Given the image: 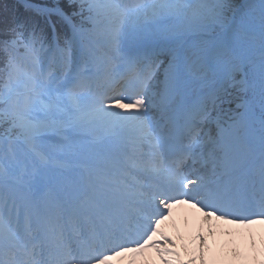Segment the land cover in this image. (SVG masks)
Returning <instances> with one entry per match:
<instances>
[{
	"label": "snow or ice",
	"instance_id": "snow-or-ice-1",
	"mask_svg": "<svg viewBox=\"0 0 264 264\" xmlns=\"http://www.w3.org/2000/svg\"><path fill=\"white\" fill-rule=\"evenodd\" d=\"M25 6L29 20L0 27V264H109L127 252H160L154 238L173 204L188 202L235 222L264 219V0L239 6L236 0H25ZM257 17L261 50L253 80L251 65L227 43L190 44L217 29L238 31ZM189 54L200 72L227 65L230 79L239 73L241 90L258 89V135L219 120L214 133L205 131L230 101L226 89L190 97ZM162 55L168 67L158 85ZM101 128L125 137L112 170L99 187L90 180L79 202L53 209L37 195L52 163L44 145L52 137L95 136ZM188 161L193 167L186 170ZM209 168L216 180L204 175ZM221 175L258 183L259 197L241 200L235 180Z\"/></svg>",
	"mask_w": 264,
	"mask_h": 264
},
{
	"label": "bare ground",
	"instance_id": "bare-ground-1",
	"mask_svg": "<svg viewBox=\"0 0 264 264\" xmlns=\"http://www.w3.org/2000/svg\"><path fill=\"white\" fill-rule=\"evenodd\" d=\"M186 86L188 87L189 84ZM246 100L248 102L245 108L239 106L232 109L229 105H224L223 110H217V115L225 110L234 111L235 118L221 117L220 115L217 120L224 126L239 122L242 127L239 117L243 111H247L254 118L252 133L258 135L261 113L257 110L256 102H253L250 97H247ZM215 129L214 125L209 128L213 133ZM85 143L87 142L81 143V145ZM65 151L67 150H59L58 152L60 154ZM59 154L58 159H60ZM77 159L82 166L81 157L78 156ZM73 165H77V163ZM82 168L84 169L83 166ZM204 175L211 180L217 179L216 174H213L210 168L204 172ZM44 176L47 180L48 177H51L48 172H44ZM220 178L225 181L235 180L238 186L236 194L240 199L249 194L248 188H250L251 182L245 183L243 176L230 178L221 175ZM43 182L40 184L41 186ZM257 187H259V184H257ZM205 211L201 210L199 206L194 207L188 202L172 207L160 229L161 235L154 238L155 242L161 245L160 252L154 248V253L174 252L175 256L161 254L164 257V262L170 261L171 264H250L253 261L252 243L255 241L264 242V219L253 220L251 223L247 221L235 222L232 219L218 218V213L205 215ZM165 238L171 243H164ZM183 246L187 250H184ZM148 257L141 253L130 252L128 258H124L120 263L156 264L151 257Z\"/></svg>",
	"mask_w": 264,
	"mask_h": 264
},
{
	"label": "rangeland",
	"instance_id": "rangeland-1",
	"mask_svg": "<svg viewBox=\"0 0 264 264\" xmlns=\"http://www.w3.org/2000/svg\"><path fill=\"white\" fill-rule=\"evenodd\" d=\"M241 5V4H239ZM238 5V6H239ZM210 34L203 33L199 37H194L190 44L195 47H203L206 44L210 45L211 41H215V45H219V43H227L230 48L240 57H242L244 63L246 65H251L250 69V75L249 79H254L255 71L258 70L259 63H260V27H259V19L257 17L256 21L252 25H244L241 27L238 31L230 32L228 35L222 34ZM221 39L224 41L219 42ZM219 42V43H218ZM170 57H168L169 59ZM161 61H164L165 63H161L159 68L167 67V59L165 56H161ZM188 68L185 70L187 75L189 76V80L192 83H196L199 85L198 91L203 92L206 89L212 90V88L215 86L216 89H226L228 95L225 96L226 101H230V103L225 102V105H229L232 109L235 107H238L239 104L242 102H245L247 97H251L253 102H256L255 105L257 107V110L261 113L260 108V96L258 89L256 92H253L252 90H248L247 92H242L241 87L239 85V73H233V76L235 79H230L229 77V67L227 65H221L218 67L216 72H200L199 65L196 63L195 57L191 56L189 54L188 57ZM165 64V65H164ZM163 66V67H162ZM157 74V83L159 85V82L163 81L164 78V69L158 71L156 70ZM188 80V81H189ZM215 84V85H214ZM204 85H208L204 87ZM235 85V87H234ZM202 86L204 88H202ZM120 94V93H116ZM123 95V93H121ZM126 96V95H125ZM259 98V99H258ZM123 102V101H121ZM224 105L220 110H223ZM233 111L225 110L218 114V117L222 116H229ZM213 116H216V113H213ZM213 117V118H214ZM214 121V119H213ZM215 124V123H214ZM214 128L216 126L214 125ZM108 133L105 129H99L95 136H92L94 138H99L102 135ZM73 138L69 141L61 142L58 140V138H51L49 143H46L44 145L45 151H47L50 155V157H53L52 163H56L54 160L57 157V154L59 153V150L66 149L70 146V144L73 142ZM91 175V171L89 172ZM93 177L92 183L96 184L97 187H99V179L102 177L101 174H98L96 172H92ZM96 175V176H95ZM58 206L54 207L57 208ZM164 223V221H163ZM163 223L160 225V229L163 225ZM159 229V232L161 235V230ZM155 242V240H154ZM184 250H187L185 246H183ZM251 250H253L252 255V262L250 264H264V242H254L252 243ZM143 255L149 256L148 258H152L155 263H161L164 264V257L159 253H154V248L149 247L142 251ZM128 258V252L124 253L121 256H114L113 259L109 262V264H121L120 262L124 259Z\"/></svg>",
	"mask_w": 264,
	"mask_h": 264
},
{
	"label": "trees",
	"instance_id": "trees-1",
	"mask_svg": "<svg viewBox=\"0 0 264 264\" xmlns=\"http://www.w3.org/2000/svg\"><path fill=\"white\" fill-rule=\"evenodd\" d=\"M31 2L33 4H39L44 2V0H31ZM242 3L243 0H236L237 5ZM30 18L31 13L26 10L25 0H0V21L4 22L3 24H0V27H5L6 25L14 22H23L29 20ZM3 66L4 54L0 52V68ZM0 83H2V80H0Z\"/></svg>",
	"mask_w": 264,
	"mask_h": 264
}]
</instances>
